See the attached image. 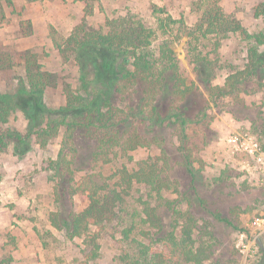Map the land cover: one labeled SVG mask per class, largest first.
Listing matches in <instances>:
<instances>
[{
  "label": "rangeland",
  "instance_id": "obj_1",
  "mask_svg": "<svg viewBox=\"0 0 264 264\" xmlns=\"http://www.w3.org/2000/svg\"><path fill=\"white\" fill-rule=\"evenodd\" d=\"M208 1L89 0L92 12L88 15H84L81 0H12L15 14L2 6L5 20L0 23V53L10 56L13 64L0 69V93H17L25 80L21 56L26 52L34 53L41 70L51 75L43 107L32 108L20 100L19 108L1 125L2 132L24 134L28 123L39 121V112L52 117L60 114L59 107L65 105L64 84L74 93L80 91L74 53L65 41L81 23L88 30L101 31L123 23L151 28L155 53L167 46L177 62L176 74L166 73L170 85L190 89L180 94L174 88L164 97L157 93L154 105L158 115L164 118L180 113L191 123L185 127L184 138L171 118L162 125L149 126L151 113L143 106L144 86L138 83L123 94L116 93L108 123H126L129 130L125 137L131 135L137 146L126 153L114 146L101 155L96 133L77 128L72 180L51 178L49 161L56 159L61 133L44 148L34 138L23 146L8 141L0 151V264L82 261L80 252L85 247L79 238L67 235L63 223L86 207L91 186L102 194L115 191L119 196L110 195L115 212L112 222L103 229L90 227L88 234L95 239L98 256L89 264H195L173 253L172 245L164 246L163 231L142 222L145 203L166 230L173 221L179 223L177 236L184 218L192 217V247L204 255L198 264H262L260 251L244 258L235 245L240 234L252 242L254 219L264 217V78L260 84L239 83L225 96L211 95L198 81L192 62L195 56L212 67L210 85L223 87L228 75L243 68L248 47L237 34L217 44L211 35L186 34L183 27L193 30L201 15L197 3ZM219 4L249 34L264 33V0H219ZM153 6L162 12L152 13ZM163 14L181 20L183 26L161 27ZM20 20L31 22L28 37L17 32ZM51 38L61 44L62 54ZM186 160L196 172L194 187L184 167ZM144 163L162 180L159 195L143 183L126 189L119 179L122 168L132 172L145 167ZM130 223L135 229L125 237L122 231Z\"/></svg>",
  "mask_w": 264,
  "mask_h": 264
},
{
  "label": "trees",
  "instance_id": "obj_2",
  "mask_svg": "<svg viewBox=\"0 0 264 264\" xmlns=\"http://www.w3.org/2000/svg\"><path fill=\"white\" fill-rule=\"evenodd\" d=\"M81 1L85 4L84 15L91 14L89 0ZM198 3L197 10H201V15L193 30L183 27L186 34L198 35L201 38L211 35L216 38V44L230 34H237L248 45L243 68L228 75L223 87L210 85L212 67L205 59L195 56L192 62L198 81L211 92V95L216 93L220 96L233 93L239 83L255 81L260 84L264 78V49H261L264 48V33L249 34L238 21L224 13L219 0H209L201 5L200 2ZM2 6L7 7L10 14L16 13L12 0H0V23L5 20ZM160 12L162 9L153 6L152 13ZM163 21L161 27H169L172 24L183 26L181 20H174L169 15H165ZM17 32L21 37L31 35L30 20H20ZM152 35L153 30L141 23H123L119 28L110 26L107 31L88 30L84 23L76 26L65 41V45L74 53L81 82L80 91L74 93L69 84H64L65 105L59 107L60 114L52 117L39 112L40 115L36 117L39 121L28 123L24 134L9 130L2 132L1 125L7 122L12 110L19 108L20 100L28 102L32 108L43 107L45 89L51 84V75L41 70L37 56L34 53H24L21 57L25 66V80L16 94L10 96L0 93V151L7 147L8 141H14L16 146H23L28 145L31 138L35 139L39 147L44 148L49 140L61 133L56 159L49 161L50 170L53 172L51 178L61 180L69 177L72 180L73 171L70 166L74 157L73 135L77 128L92 129L96 133V144L101 155L114 146L123 153L134 150L137 142L131 135L125 137V132L129 130L128 125L108 122L113 117L110 114L113 96L116 93H125L138 83L144 86L143 106H148L151 113L148 125L159 126L163 121L171 118L179 126L181 137L184 138L185 127L191 123L190 119L175 112L164 118L159 117L154 100L157 93L164 97L170 90L173 92L174 88L180 94H185L190 89L185 87L182 90L170 85L166 73L176 74L177 62L167 46L160 48L158 55L155 53L151 47ZM52 42L55 49L62 54L64 51L61 44L55 39H52ZM12 64L10 56L0 53V69L11 68ZM19 97L23 98L19 99ZM24 151L25 149L22 153ZM128 159L130 160L131 157ZM144 165L145 167L132 172L122 168L119 179L126 189H130L133 183H143L159 195L162 180L152 168L147 169V163ZM184 167L194 187L196 172L188 160L185 161ZM108 193L113 194L115 198L119 196L115 191ZM110 195L102 194L101 189L91 186L86 195V207L81 212L72 214L68 221L63 223L67 235L70 238H79L85 247L80 252L83 260L77 264H89L98 256L95 239L88 232L90 227L103 229L114 219L115 212ZM144 206L142 222L163 231L164 246L172 245L173 253L177 252L178 256L187 262L201 263L204 255L200 250H194L192 247L191 236L194 227L192 217L184 218L185 225L180 226V234L177 236L176 228L179 226L177 221H173L166 230L153 208L146 203ZM180 218H183L182 215ZM134 229L135 225L130 223L129 227L122 231L123 235L127 237ZM259 251L261 263L264 264V247L260 246Z\"/></svg>",
  "mask_w": 264,
  "mask_h": 264
},
{
  "label": "built area",
  "instance_id": "obj_3",
  "mask_svg": "<svg viewBox=\"0 0 264 264\" xmlns=\"http://www.w3.org/2000/svg\"><path fill=\"white\" fill-rule=\"evenodd\" d=\"M254 234L252 242L246 241L244 234H240L236 243V249L244 258L253 257L258 251L260 246L264 244V217L254 219ZM263 240V242L261 241Z\"/></svg>",
  "mask_w": 264,
  "mask_h": 264
}]
</instances>
